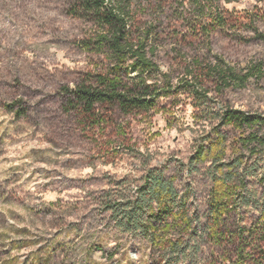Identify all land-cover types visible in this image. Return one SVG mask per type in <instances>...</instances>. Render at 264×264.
<instances>
[{
	"label": "rangeland",
	"instance_id": "374dc122",
	"mask_svg": "<svg viewBox=\"0 0 264 264\" xmlns=\"http://www.w3.org/2000/svg\"><path fill=\"white\" fill-rule=\"evenodd\" d=\"M118 2L128 8L132 40L155 49L175 87L148 111L104 105L86 113L69 98L66 89L113 70L79 0H0V264H152L148 240L119 230L106 208L134 200L151 172L171 179L186 200L189 229L152 223V231L189 243L188 259L177 264H236L238 256L264 264V217L253 205L264 203V176L251 180L247 207L221 225L217 242L206 229L204 167L212 160L188 172L196 149L216 139L214 117L225 106L264 116V77L217 92L203 76L220 61L264 72V0ZM190 71L209 99L187 86ZM222 133L232 145L225 161L245 154L238 132ZM262 159L246 158L259 174Z\"/></svg>",
	"mask_w": 264,
	"mask_h": 264
},
{
	"label": "trees",
	"instance_id": "16d2710c",
	"mask_svg": "<svg viewBox=\"0 0 264 264\" xmlns=\"http://www.w3.org/2000/svg\"><path fill=\"white\" fill-rule=\"evenodd\" d=\"M79 11L95 21L98 32L95 41L99 49H107L113 70L105 75H97L93 82H82L72 90H67L72 99L84 112L91 113L100 106L116 107L124 114L133 111H148L156 107L159 100L175 92V87L164 74H161L154 61L155 49L145 42H134L129 31L130 16L128 8L118 0H79ZM258 37L264 39L263 35ZM203 76L213 78L217 84L216 91L222 92L229 88L241 89L252 78L262 79V67L254 65L244 72L225 67L221 61L207 66ZM129 73H135L129 79ZM161 80L153 79L156 75ZM194 93L201 99H209L207 92L200 88L199 76L194 71L188 72ZM217 123L216 139L208 147L199 146L189 159L188 172L196 171L209 159L212 164L204 167L205 177L210 183L207 200L208 236L217 242L221 240L218 229L232 216H240L241 209L247 207L248 193L252 189L253 179L262 178L256 165L249 166L246 158L262 157L264 164V116L248 113L225 106L214 117ZM223 129L239 133V147L244 153L225 161L232 145L228 144ZM246 152L248 153L246 157ZM201 169V168H198ZM203 169V168H202ZM253 204L260 209L264 217V203ZM106 208L112 213L116 227L130 234H138L148 240L152 249V264H177L180 259L187 260L189 243L184 238L168 239L165 232L152 231L156 228L154 219L162 220L163 230L176 225L177 228L189 229L191 220L186 209V200L179 197L171 179H166L162 172H151L146 177L145 185L139 190L138 196L126 201L122 209L110 202ZM170 220V223L165 222ZM197 231V229L195 230ZM194 231V232H195ZM194 250V249H193ZM264 254V253H263ZM264 262V257L262 256ZM260 259V260H261ZM243 256H238L236 264H246Z\"/></svg>",
	"mask_w": 264,
	"mask_h": 264
}]
</instances>
